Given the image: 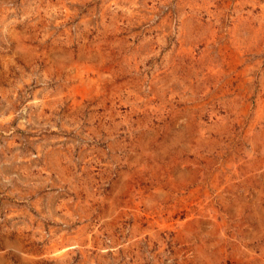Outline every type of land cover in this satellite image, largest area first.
Returning a JSON list of instances; mask_svg holds the SVG:
<instances>
[{
	"label": "rangeland",
	"instance_id": "374dc122",
	"mask_svg": "<svg viewBox=\"0 0 264 264\" xmlns=\"http://www.w3.org/2000/svg\"><path fill=\"white\" fill-rule=\"evenodd\" d=\"M0 264H264V0H0Z\"/></svg>",
	"mask_w": 264,
	"mask_h": 264
},
{
	"label": "bare ground",
	"instance_id": "6f19581e",
	"mask_svg": "<svg viewBox=\"0 0 264 264\" xmlns=\"http://www.w3.org/2000/svg\"><path fill=\"white\" fill-rule=\"evenodd\" d=\"M6 255V254H5Z\"/></svg>",
	"mask_w": 264,
	"mask_h": 264
}]
</instances>
